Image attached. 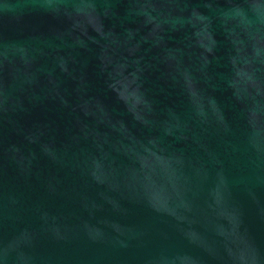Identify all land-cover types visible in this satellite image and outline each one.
<instances>
[{
    "label": "water",
    "instance_id": "obj_1",
    "mask_svg": "<svg viewBox=\"0 0 264 264\" xmlns=\"http://www.w3.org/2000/svg\"><path fill=\"white\" fill-rule=\"evenodd\" d=\"M0 264H264V0H0Z\"/></svg>",
    "mask_w": 264,
    "mask_h": 264
}]
</instances>
